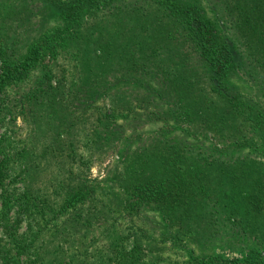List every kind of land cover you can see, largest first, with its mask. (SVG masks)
Returning <instances> with one entry per match:
<instances>
[{"label":"trees","instance_id":"obj_1","mask_svg":"<svg viewBox=\"0 0 264 264\" xmlns=\"http://www.w3.org/2000/svg\"><path fill=\"white\" fill-rule=\"evenodd\" d=\"M125 1L48 0L61 17L51 34L35 36L25 48L2 38L0 115L13 121L19 114L35 118L31 139L42 146L38 156L52 154L54 171L47 176L64 185L52 189L41 180L32 186L51 164L34 161V148L24 146L16 154L20 179L13 178L9 187L6 180L14 169L7 155L0 158V264H159L163 257L158 258L155 243L169 235L174 243L185 236L204 244V234H217L208 214L228 215L240 234L264 240V0L228 4L234 20L242 21L231 35L198 1ZM76 43L79 48L73 49ZM61 52L74 56L71 76L52 67ZM241 74L255 83L254 89L231 81ZM98 97L105 99L101 105L95 103ZM171 119L193 134H211V151L159 136L122 151V141L140 136L138 123L163 121L170 129ZM126 126L135 129L126 135ZM11 130L14 134L17 125ZM84 138L90 142L89 159L112 152L132 155L114 184L119 190L114 200L99 194V178L79 171ZM236 196L239 202H232ZM156 211L166 231L158 239L155 229L133 221L122 237L130 241L126 253L116 249L123 261L114 248L90 259L66 253L81 227L86 230L109 212L119 213L116 219L128 214L149 222ZM64 213L58 236L39 239L47 222ZM188 248L196 263L264 264L262 248L233 259L197 256Z\"/></svg>","mask_w":264,"mask_h":264},{"label":"rangeland","instance_id":"obj_2","mask_svg":"<svg viewBox=\"0 0 264 264\" xmlns=\"http://www.w3.org/2000/svg\"><path fill=\"white\" fill-rule=\"evenodd\" d=\"M0 46L1 41H3V37H8L6 41L13 46L18 47H26L29 42L35 36H42L52 32V27L57 25L61 22V17L58 15L56 11L51 10V4L48 0H0ZM129 0H126L127 2ZM200 2L204 5L207 14L210 15L213 19L218 21V24L221 28V31L231 35L232 32L235 31V23H241L242 21H235L234 20V12L229 10L228 4L233 2L234 0H194ZM242 24V23H241ZM133 32V30H131ZM69 43L67 46H70ZM79 43H76L73 46V49H78ZM240 48H243V43L241 44ZM67 47L62 49L66 52ZM66 55L64 52H61L58 57L53 58L52 67L55 66V72L57 74L61 73L63 70L71 76V70L69 66H71V60H74V56L64 57ZM51 56V55H49ZM53 57V56H52ZM68 69V70H67ZM55 75V74H54ZM231 81L236 84L239 88L245 89L249 91L254 89L255 83L251 84L252 82L247 80L245 76L241 75H234L231 78ZM29 83L25 82L23 88H28ZM244 91V90H243ZM13 92V91H12ZM70 94V93H69ZM105 99L102 97L96 98V104L101 105ZM34 119V122L32 119ZM6 121V122H5ZM119 123H125V118L120 117L118 119ZM174 122V121H173ZM172 119L170 120V124L172 128L164 127L163 121H155V122H147L146 124L140 122L137 124V132H140V136L136 138L130 139L131 142L122 141V151H129L130 149H134L138 145L149 144L150 140L153 137L159 136L161 139L164 137H168L170 139H174L178 142H188L193 143L194 147L199 148H207L210 150L208 146H212L213 139L211 134L205 133H197L193 134L190 132V128L187 125L180 124L176 125V122L173 123ZM14 124L17 125V131L13 134L12 130L14 128ZM37 125V121L35 118L29 114H19L15 121L12 120V116L3 118V114L0 115V140L5 138L4 142L2 143L4 154L0 157L3 159L5 155L8 157V162L14 169V172L11 176H9L6 180V184L9 187H12L13 184L11 180L13 178L20 179V170L17 165L18 164V156H16L17 152H21L24 146L34 148L32 150L35 154L32 158L34 161H43L44 165L48 167L52 162V154L48 152L45 158H40L38 154L42 150V146L38 143H34L31 139L32 132ZM175 126V127H174ZM127 128V126H126ZM129 128V127H128ZM126 129V135L130 134L134 127H130ZM16 129V128H15ZM167 129H169L167 131ZM83 131V130H82ZM87 132V130L85 131ZM167 132V134H164ZM155 135V136H154ZM6 136H9L7 139ZM219 137V136H218ZM219 139V138H218ZM118 140V137L117 139ZM90 143V142H89ZM85 138L84 142L81 145V149L84 152L83 158L79 161L81 165L79 166V171L83 173L87 178L94 179L99 178L98 182L100 185L97 188L100 192L103 193L105 199L108 201L109 199L114 200L115 194L119 192L118 189H114V184L118 181H121V173L125 170V165L130 161V157H124L117 153H110L107 156H92L89 159L88 154L89 150H86L87 145ZM114 143V142H112ZM109 147V146H107ZM209 148V149H208ZM105 151V150H103ZM211 151V150H210ZM104 153V152H102ZM40 159H37L36 157ZM98 159L102 160H96ZM129 167V166H127ZM128 169V168H127ZM54 168L53 164H51L48 173H41L40 175L34 178V182L31 181V185H36L41 180H46L50 182L52 185V189L56 186H63L64 183L59 181V178H55L54 176L49 177L47 174L53 173ZM15 181L14 185L16 187H21L22 182ZM54 186V187H53ZM49 187V186H46ZM51 189V187L49 188ZM222 196H225L223 192H221ZM61 197V193L59 194ZM101 195V194H100ZM229 202V198L226 199ZM232 202H239L238 197H235V200ZM231 202V203H232ZM115 206L117 205L116 202ZM221 204H217V206ZM114 206V207H115ZM219 207V208H220ZM208 210V209H207ZM11 211L10 214H12ZM119 213L117 212H109L107 218H104L100 221L94 222L93 225H89L86 230L84 228H80L78 232L73 236L76 239L75 243H72L70 247H67L66 253L74 254L75 256H81V253L86 256V258L90 259L92 255L98 257L100 254L106 252L105 248H114L121 249L123 253H126V249L129 248L130 241L122 238L124 235H127L131 230V224L133 221L136 224L146 225L149 229H155V235L159 239L161 233L166 231L165 226L162 223L161 215L156 211L155 215L154 212L148 213L150 218L149 222H144V216L140 219V216H134L131 218L130 215L124 214V218L116 219L115 215ZM64 214H60L57 218H54L47 222L45 231H43L38 238L44 239L48 236H53L54 233L58 230V226L63 223L64 221ZM154 215V217H152ZM209 217H213L214 221L217 224V229L219 231L217 234L207 236L204 234L205 239L207 241L203 244V241L200 240H193L192 238L186 239H178L176 243H174L170 238L171 235L168 236L165 242H158L155 243L156 253L158 258H162L158 261L159 264H205V263H196L193 258L190 256V249L188 247L194 248V253L197 256H201L203 254H217L224 258H235V257H242L247 251L251 248H262L264 249V240L262 237H255L240 234L241 232L238 231L237 225L233 224L231 218L228 215L221 214H208ZM218 216V217H217ZM152 217V219H151ZM216 217V218H215ZM62 222V223H61ZM25 224V223H24ZM20 227L19 232L25 230V225ZM118 228V230L116 229ZM119 228L124 230V234L119 232ZM54 236H58L55 234ZM61 237V241H63V236ZM59 238V237H58ZM198 238V237H197ZM64 242V241H63ZM150 242V241H148ZM198 242V243H196ZM87 243L90 244L89 247ZM118 243H121L120 246H117ZM65 245H68L69 243ZM126 245V246H125ZM124 246V247H121ZM121 251L116 250L117 257L122 254ZM110 253V252H108ZM108 255V254H107ZM47 257H53L51 253H46ZM106 257V256H101ZM24 258V257H23ZM121 261H123L122 257H119ZM118 259V258H117ZM222 264V263H216Z\"/></svg>","mask_w":264,"mask_h":264}]
</instances>
